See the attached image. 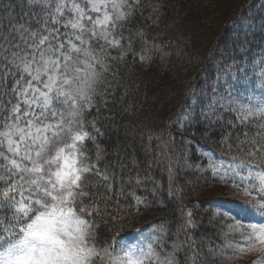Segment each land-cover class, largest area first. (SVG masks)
<instances>
[{
  "label": "snow or ice",
  "instance_id": "obj_1",
  "mask_svg": "<svg viewBox=\"0 0 264 264\" xmlns=\"http://www.w3.org/2000/svg\"><path fill=\"white\" fill-rule=\"evenodd\" d=\"M139 3L23 0L19 18L12 5H5L0 17V264H96L100 257L96 221L85 200L91 203L93 196L105 194L111 198L116 180L123 182L126 165L118 161L119 177L107 169L102 172L83 145L103 135L99 125L106 118L102 112L110 111L113 81L103 90L99 85L119 74L112 71L113 64L126 53L113 57L111 50L125 47L122 41L131 48L124 22ZM217 105L237 114L234 123L256 129L244 131L235 144L227 143L229 151L235 148L244 158L230 170L213 167L214 177L249 197L245 211L252 219L223 210L234 221L228 227L239 234L240 243L229 241L203 252L187 235L167 252L160 239H150L119 251L103 249L110 264H199L223 255L225 248H233L230 259L237 252H254L256 264H264V99L239 103L214 93L201 116L213 123L222 120ZM93 111L95 116L85 119ZM180 116L181 123L191 119L187 113ZM87 175L104 181V193L88 190ZM146 180L157 183L150 174ZM141 182L136 179L137 185ZM117 191L122 194V189ZM134 200L125 206L145 204L140 197ZM191 223L189 219L185 231ZM183 249L187 252L181 258Z\"/></svg>",
  "mask_w": 264,
  "mask_h": 264
},
{
  "label": "rangeland",
  "instance_id": "obj_2",
  "mask_svg": "<svg viewBox=\"0 0 264 264\" xmlns=\"http://www.w3.org/2000/svg\"><path fill=\"white\" fill-rule=\"evenodd\" d=\"M190 1L194 8L163 26L161 32L164 35L161 33L159 38L152 40L148 28L138 31V38L141 39L143 46L139 59L141 64L132 68L139 77L135 79L136 85L141 88V92L147 93V96L139 105L136 101H128L127 91L121 94V97L124 101L127 100L129 112L132 113L124 137L132 141L144 137L146 144L144 149L150 151L149 156L152 158L151 167L143 169L142 172L147 176L150 174L157 182L147 180L151 184L150 191L156 194L155 200L161 206H165L161 199L166 196L168 178L166 162L170 160L171 165L173 162L166 157V150L170 145L167 135L164 138L162 136L168 117L179 110V115L175 117L173 136L175 164L179 171L177 180L186 202L184 211L186 222L189 219L192 222L187 228L188 230L189 227L192 228V231H188V235L197 240L203 252H207L209 247L221 248L229 241L235 246L241 241L238 233L230 232L228 225L234 221L224 216L223 210L239 214L245 220H250L252 217L241 205L242 203L246 205L245 202L249 197L241 189L225 184L213 176L214 166L228 170L232 166L224 159L213 155V146L205 143L202 136L195 131V123L192 121L198 120L199 124L207 127L213 123L203 118L201 113L207 109L214 93L226 95L229 100L239 103L259 102L264 99V48L261 46L264 36L255 37L257 32L264 34V0H250L242 7L234 21H229L228 18L242 0ZM164 5L163 0H153L150 6L152 16L149 23L158 25L161 29L162 20H158V17L160 14L164 15ZM226 20H228L227 30L222 32ZM217 35L228 43L223 46L211 42ZM255 38L258 40L254 46ZM210 43L215 46L209 47ZM259 48L261 50H258ZM224 51L230 56L235 52V55H240L242 59H237L238 56L225 58ZM207 63L220 66L207 72ZM181 103L183 105L180 107ZM182 112L191 117L186 124L180 122ZM221 113L223 119L216 121L219 122L217 127L224 126L226 130L225 134L220 135L216 146L228 152L227 143L235 144L231 139L234 128H245V131L250 132L255 128L248 129L239 123H234L237 114L229 108L221 109L217 105L216 114ZM92 142L97 149L92 157H88L93 163H97L101 157L102 145L97 144L98 139ZM83 148L85 150L84 145ZM230 152L235 157L244 158V154L238 153L235 148ZM132 164H135L134 160ZM135 170L141 173V167L136 166ZM91 177L92 175H87V181ZM241 208L244 210L239 212ZM168 212L166 210L160 217L161 221L157 228L155 225L142 231L139 228L135 233L117 239L124 232L129 231L127 228L130 226L133 229L144 224L129 223L130 212L116 203L112 209L110 208L106 217L110 218L109 221H112L118 233L116 232L115 236L106 242L96 240L95 246L101 253L100 257L96 258V264H110L108 257L103 255L105 248H108L109 252L119 251L122 246L147 244L150 239H160L165 250L172 251V246L180 244L185 237L181 223L176 225L175 219L170 220ZM189 212L192 213L191 217L187 215ZM154 247L157 251L160 250L159 246ZM186 252L187 249L181 251V258ZM232 255L233 248H225L223 255L207 257L199 264H256L258 259L254 252H237L235 258L230 259Z\"/></svg>",
  "mask_w": 264,
  "mask_h": 264
},
{
  "label": "trees",
  "instance_id": "obj_3",
  "mask_svg": "<svg viewBox=\"0 0 264 264\" xmlns=\"http://www.w3.org/2000/svg\"><path fill=\"white\" fill-rule=\"evenodd\" d=\"M152 1L153 0H140V3L136 9L129 10L132 12V17L128 21L124 22L123 34L126 38H132L131 48H128L126 46V41H122V44H124L125 47L111 50V56L113 57L118 56L120 52H124L126 54L124 55L122 60L113 64L112 71L118 72L119 74L115 76H107L105 81L99 85V89L103 90L108 86L109 81H113L112 89L114 90V95L108 97V99L110 100L108 109L110 111L102 112V115H104L106 118L103 123L99 125L101 127L103 135H96V133L90 127L87 129L88 131L92 132L93 135H96V139H98L97 144L102 145V151H100L101 157H99V161L97 162L102 172L107 169L108 174H112L113 172H115L116 176L119 177L121 165L120 163H118V161H122L123 165H126L123 172V182H121L119 179L116 180L113 185V195L111 196V198H109L105 194L93 196V202L91 203L89 202V200H85V204H87L88 208L92 211L93 217L97 219L95 220L97 223V239H100L103 242L111 240L117 232L116 227L111 223L112 221H109L110 218L106 217V214H108L110 208L112 209V206H115L116 203L122 205L125 208V211L130 212V214L128 215L129 223L144 224L141 227L138 226L134 227L133 229H131L132 226H130L129 228H127V230L129 231L124 232L123 235L119 236V234H117L119 236L117 239L124 238L126 234H133L139 228L140 231H142L143 229H147L153 225H155V227L157 228L159 226V221H161L160 217L163 216V213L166 210L169 211L168 214L170 216V220L173 221V219H175L176 225L181 223L180 225L182 226V231L184 234L183 237H186V235H188V233L192 231L191 227H189V230L187 229V231H185V225L187 224L186 215L184 212L186 202L183 198L184 194L182 193V191H180L178 185L177 179L179 171L175 164V144L173 136L175 131V117H177L179 113L175 111L172 116L168 117L162 136L164 138L166 133L168 132L167 139L170 145L169 149L166 150V157L168 158V160L171 159V162L173 161L171 165V172H169L168 170L170 160L168 161V163L166 162V172L168 175L165 191L166 196H163L161 199L163 201L162 204H164L165 206H161L157 203V200H155L156 194L150 191L151 184H149L146 180L147 175L146 173L142 172L143 169L149 167L152 158V156H149L150 151L147 152L144 149V145H146L144 137L141 136L139 140L133 141L124 137V133L130 123L129 121H131L132 113L129 112L127 100L124 101L121 97V94L127 91L128 101H136L138 105L139 103H142V100H144L147 96V93L145 94L141 92V88L136 85L135 79L138 76L132 68L140 66L141 64V61L139 59L142 55L141 50L143 46H141V39L138 38V31L141 32L144 28H148L152 40L157 39L162 33L161 31H163V26H165L173 18H177L182 15L184 16L194 8V5H192V2L190 0H163V2L165 3L164 15L161 16L160 14V17H158V20H162L161 29V27H159L158 25L149 23V21L151 20L150 17L152 16L150 10ZM249 1L250 0H242L241 3L237 4L236 8L228 18L229 21H234L240 13L242 7H244ZM22 4L23 0H0V17L4 16L5 5H12L15 8L17 18H19ZM227 21L228 20H226L222 32L227 30ZM5 23H7L6 18ZM162 35L164 34L162 33ZM259 36H264V34H262L261 32H257V36L255 37L257 38ZM163 37L161 38L164 39ZM256 38L253 41L254 46L257 43L256 41L258 40ZM211 42L223 46L228 43L224 40H221L219 35L213 37ZM210 44L213 45L212 43ZM211 45L209 46L211 48L215 46ZM261 46H263L264 48V40H261ZM258 50L261 49L259 48ZM224 54L225 58L228 57V59H231L232 56H238L237 59H242L240 55H235V52L231 56L225 51ZM206 66V71L210 72L212 69L220 65L216 64L215 66H212L207 63ZM183 103H181L180 107L183 105ZM94 116L95 111H93V113L91 114L85 113V119H90ZM197 121H192L193 123H195L194 129L199 135L202 136L205 143H209L213 146V155L215 157L224 159L233 167L234 163L242 157H235L230 151H222L216 146L217 141H219V138L221 137L220 135L225 134L226 127H217V123L219 122L209 124V127H207L204 124H199V122ZM206 128H208L210 131H207ZM244 129L236 127L232 130L231 139L234 141V143L236 142V138L240 137L241 134L245 131ZM251 132H255V129ZM84 146L87 156L92 157L94 151H96L97 149L95 143H93L91 139H88L84 142ZM233 157L236 158L235 161ZM133 160L135 161V164H132ZM136 166L141 167V173H139L138 170H135ZM170 176L171 179H169ZM137 178L142 181L140 185L136 184ZM103 185L104 181L95 175H92V177L87 181L88 190L90 192L104 193ZM117 189H122V194L118 192ZM136 194H138L137 197H140L145 201V204L140 205L139 208L126 207L125 205L128 203L133 205L135 204L134 196ZM117 196H119L118 200ZM241 205L245 209L246 205L244 203H242ZM243 208H241L239 212H242L244 210ZM97 212H99V215H97ZM153 215L156 216L153 217Z\"/></svg>",
  "mask_w": 264,
  "mask_h": 264
}]
</instances>
